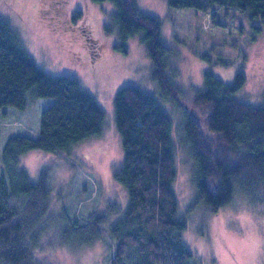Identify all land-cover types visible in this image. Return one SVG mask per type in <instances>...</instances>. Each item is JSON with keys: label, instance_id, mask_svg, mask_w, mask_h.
Here are the masks:
<instances>
[{"label": "rangeland", "instance_id": "1", "mask_svg": "<svg viewBox=\"0 0 264 264\" xmlns=\"http://www.w3.org/2000/svg\"><path fill=\"white\" fill-rule=\"evenodd\" d=\"M136 3L140 12L160 21V40L173 52L165 71L177 97L162 95L139 35L120 38L112 1L0 0V17L16 30L36 65L48 74L75 77L105 117L99 134L68 149L20 155L18 168L35 182L45 169L50 187V211L36 230L40 243L34 258L40 264H108L109 228L128 204L126 187L113 181L123 162L114 98L124 85H133L152 94L172 120L176 216L185 220L180 237L192 253L184 264H264V204H253L234 190L215 211L202 201L193 205L196 166L184 127V105L197 114L191 101L205 89L206 72L231 85L243 70L245 80L233 100L264 105V19L233 7L217 9L215 18L210 13L211 20L198 9L170 7L168 0ZM53 101L38 97L31 87L23 108L0 109L1 171L6 140L19 134L37 137L41 112Z\"/></svg>", "mask_w": 264, "mask_h": 264}, {"label": "trees", "instance_id": "2", "mask_svg": "<svg viewBox=\"0 0 264 264\" xmlns=\"http://www.w3.org/2000/svg\"><path fill=\"white\" fill-rule=\"evenodd\" d=\"M93 1L113 2L112 18L120 38L139 35L153 61V77L162 95L177 97L179 92L165 71L173 52L160 40L159 19L140 12L136 0ZM168 4L198 9L205 17L211 13L215 18L217 9L233 7L251 18L264 19V0H168ZM234 79L227 85L204 73L205 89L191 101L197 114L192 113L195 107L184 105V127L196 166L193 205L202 201L211 211L230 201L234 190L253 204H264V105L233 100L232 94L245 80L243 70ZM31 87L38 97L54 101L41 112L37 137L10 136L2 149L0 264H40L34 258L40 243L35 233L50 211L46 170L36 182L31 181L18 168L20 155L68 149L99 134L105 119L102 107L75 77L48 74L37 66L16 30L0 17V109L7 105L23 108ZM115 95L123 162L113 173V181L126 187L128 204L109 228L113 247L108 264H184L192 253L180 237L185 220L176 216L171 117L152 94L137 86L124 85Z\"/></svg>", "mask_w": 264, "mask_h": 264}]
</instances>
